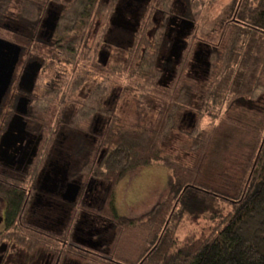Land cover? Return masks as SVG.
<instances>
[{
    "label": "trees",
    "instance_id": "obj_1",
    "mask_svg": "<svg viewBox=\"0 0 264 264\" xmlns=\"http://www.w3.org/2000/svg\"><path fill=\"white\" fill-rule=\"evenodd\" d=\"M173 2L151 0L149 5L153 7L144 14L143 28L150 24L152 12L164 17L154 33V43L150 45L144 31L139 33L127 62L112 71L114 83L119 81L118 77L129 79L130 83L123 84L122 90L129 88L136 92L138 104L151 95L160 96L162 106L152 125L137 122L115 130L117 116L113 109L107 112L75 109L64 120L65 109L34 112L50 139L54 137L56 123L65 121L69 126H78L82 120L90 119L92 113L106 114V125L95 151L81 166L89 182L101 183L100 196L90 205L81 200L80 210L110 224L107 239H99L98 244L91 246L74 242L70 232L65 231L61 240L51 235L22 240L27 248L40 247L52 253L58 262L65 257L91 264H264V0H229L222 11L215 41L213 37L195 34L196 17L203 1L184 0L185 17L191 26L182 40L170 82L162 86L157 61L165 45L166 17L172 13ZM95 3L96 0H72L57 23L58 29L59 26L73 28L77 19L83 22ZM12 5L32 24L43 9L41 1L0 0V12ZM75 41L76 38L68 37L63 45L64 57L70 63L76 55ZM140 47H143L142 59L134 65ZM189 49L192 56L197 50L203 51L205 75L211 79L196 111L191 106V87L184 78ZM56 51L49 49L55 59ZM82 57L79 64H88L89 56ZM51 74L47 88V102L51 107H58L62 88L68 86L73 93L86 76L80 73L76 79L72 76L68 80L60 72ZM62 106L59 104L58 108ZM234 111L244 117L253 112L259 115L260 123L249 128V144L227 150L223 168L204 177L211 139L218 125L237 124L232 117ZM186 115L192 122L185 132L191 139V150L196 153L189 166L162 156L158 148L170 131L180 127ZM197 115L209 119L206 127H199ZM155 163L163 164L170 171L166 197L143 214L128 217L118 213L112 204L117 182L130 170ZM15 198L16 202L23 200L19 193ZM200 218L212 224L210 229L180 238V225L186 221L195 224Z\"/></svg>",
    "mask_w": 264,
    "mask_h": 264
},
{
    "label": "flooded vegetation",
    "instance_id": "obj_2",
    "mask_svg": "<svg viewBox=\"0 0 264 264\" xmlns=\"http://www.w3.org/2000/svg\"><path fill=\"white\" fill-rule=\"evenodd\" d=\"M34 1H41L43 6L34 24L20 16L16 5L12 6L16 9L11 13L0 12V63L12 55V44L19 47L8 82L0 93V264H23L18 260L22 256L29 262L27 264H39L37 260L32 261L37 252L49 256L46 264L76 260L64 257L60 262L54 261L52 253L40 247L29 249L21 243L34 237L51 235L61 240L68 231L74 242L91 246L104 239L99 226L88 224L81 228L82 217L86 214L80 210V204L81 200L86 205L93 204L100 196L101 183L97 180L89 182L82 174L81 166L95 151L106 125V114L103 111L92 113L90 119L82 120L78 126H69L65 121L56 123L54 137L50 139L49 132L34 112L43 109H105L107 112L115 109L114 97L122 92V87L113 89V67L107 66L111 50L120 47L126 52L127 56L119 66L124 65L139 33L148 34V29L155 23L151 31L154 43V33L164 21L163 16L152 12L150 24L143 28L144 14L153 7L149 5L151 0H96L83 22L77 19L73 28L59 26L58 29L57 23L72 0ZM174 2L172 13L166 17L163 50L167 57L162 64L160 83L167 69L166 77L170 82L182 40L191 23L185 17V7L175 10ZM68 37L76 38V55L72 63L63 54ZM50 48L57 50L56 59L50 55ZM139 50L142 59L143 47ZM198 51L196 61L198 54L203 56V51ZM85 55L89 56L87 66L85 62L79 64L81 56L84 58ZM202 61L206 65L205 60ZM204 68L206 71V66ZM85 70L89 72L84 73ZM50 72H60L68 80L72 76L76 79L80 73L86 75L73 93L64 85L58 103V107L61 104L63 108L51 107L47 102L48 83L53 75ZM28 73L33 75L31 84ZM89 79L93 80L89 91L78 97ZM1 88L0 84V91ZM67 116L64 111L63 120ZM7 130V140L1 142ZM71 183L79 186L73 200H69L68 192ZM17 193L23 198L21 202H16ZM90 227L86 240L80 241V230H90Z\"/></svg>",
    "mask_w": 264,
    "mask_h": 264
},
{
    "label": "rangeland",
    "instance_id": "obj_3",
    "mask_svg": "<svg viewBox=\"0 0 264 264\" xmlns=\"http://www.w3.org/2000/svg\"><path fill=\"white\" fill-rule=\"evenodd\" d=\"M202 1L203 4L196 17L195 34L199 37H213L212 39L215 41L218 36V33L216 32L217 26L222 17V11L229 0ZM12 6L6 9V13L15 11L16 7L14 6L15 8H13ZM185 6L186 4L184 0H175L173 8L175 10H181V8ZM154 25L155 23H152V26H150L148 29V34H146V38L149 40L151 46L153 44V35L151 34V31L153 30ZM225 36L227 37V33ZM190 49L188 51H190ZM149 51H152V47H149ZM161 53L162 54L159 56L157 61V67L160 73L162 72L161 68L163 61L167 57L166 50L162 49ZM126 56V52L120 47H113L107 66L112 65L113 68H116L124 62ZM178 57L179 55L176 58L178 59ZM188 59L189 64L187 65L184 72V78L191 87V106L193 107V110L196 111V108L200 104L201 96L211 79L207 78L205 75V65L202 63L204 58L201 54H198V59L196 61L195 55L192 56L190 51ZM140 61L141 50H139L135 55L133 64L136 65ZM193 63H198L199 65L194 66ZM168 71L169 70L167 69L164 73V80L161 83L162 86H165L169 80V77H166L168 75ZM114 76L117 75L114 73ZM117 79H119V81L116 83L113 82V89L115 91L118 90V86L121 87L123 84L128 86L130 83L129 79L127 78L120 79V77H118ZM92 83L93 80L89 79L86 82V85L82 87L80 93L77 94L78 97L79 95L83 96L86 94L89 91ZM127 86H123V88ZM114 98L115 109H113V112L114 115L117 116V120L114 123L115 130L128 128L137 122L152 125L157 120L159 109H161L162 106V99L159 95H151L138 104L136 92L129 88L122 90V92ZM55 101L57 102V99ZM54 104L56 103L54 102ZM64 111H66V115H68L74 111V109H65ZM197 116L199 117V127H206L209 123V119L205 116ZM232 117L235 118L234 121H238L237 124L224 122L221 125H218L217 130L211 139L212 141L208 148L207 157L203 168L204 177H210L215 172L220 171L223 168V155L227 150L235 147H243L249 144V128L260 123L259 115H256L253 112H248L247 116L244 117L238 111H234ZM191 120L192 118L186 115L183 119V122H181L180 127L170 131L167 137L164 138L158 146L162 156H165L172 161L179 162L185 166L191 165L196 157V153L190 148L191 139L185 132V130H188L190 127L192 122ZM218 121L216 123L219 124ZM169 174L170 171L163 164L158 163L145 167H137L130 170L115 185L112 196V204L114 208L118 213L128 217L137 216L147 212L154 203L166 197L168 192L167 181ZM85 214L86 215L83 216L81 220V228L84 229V227H86L88 224L90 226H99L100 232L104 234L103 238L106 240L107 232L110 227L109 223L105 225L99 220L96 221L95 219H97V217L94 215L89 213ZM211 226L212 224L208 223L206 219L200 218L195 224L188 221L183 222L178 228V233L180 238L191 233L198 235L201 231H208ZM90 231L91 227L90 230H80V241H85L86 237H88L87 234ZM18 260H21L23 264L29 263L23 256L18 257ZM36 260L39 264H46L49 261V256L37 252L34 255L32 261L34 262ZM64 264L91 263L70 259L66 260Z\"/></svg>",
    "mask_w": 264,
    "mask_h": 264
},
{
    "label": "water",
    "instance_id": "obj_4",
    "mask_svg": "<svg viewBox=\"0 0 264 264\" xmlns=\"http://www.w3.org/2000/svg\"><path fill=\"white\" fill-rule=\"evenodd\" d=\"M191 23L188 25V30L190 29ZM2 41V40H1ZM6 42V41H5ZM13 46H8V48H10L12 50V55L9 56L8 58L4 59V61H2L0 63V84L3 86V88H1L0 93L3 91V89L5 88L8 79L10 77V74L12 72V69L14 67V64L16 62L17 59V55H18V50L19 47L12 44ZM30 74V75H29ZM28 75L30 76V80L29 83L31 84L33 81V75L31 73H28ZM8 132L9 130H7L6 132H4V134L1 137V142L4 140H7L8 137ZM79 186L75 183H71L70 184V188L68 189V192L70 194L69 200H73L74 197L76 196L77 192H78Z\"/></svg>",
    "mask_w": 264,
    "mask_h": 264
}]
</instances>
